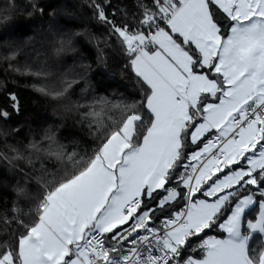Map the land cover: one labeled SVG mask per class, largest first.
Returning a JSON list of instances; mask_svg holds the SVG:
<instances>
[{
	"label": "snow or ice",
	"instance_id": "obj_1",
	"mask_svg": "<svg viewBox=\"0 0 264 264\" xmlns=\"http://www.w3.org/2000/svg\"><path fill=\"white\" fill-rule=\"evenodd\" d=\"M107 2L91 7L118 38L139 99L76 104L91 152L68 151L49 130L27 156L0 153L26 178L13 190L29 204L0 210V264H264V0H140L133 23L110 19ZM13 10L8 0L0 22ZM18 55L3 57L9 68ZM25 68L57 101L84 78Z\"/></svg>",
	"mask_w": 264,
	"mask_h": 264
},
{
	"label": "trees",
	"instance_id": "obj_2",
	"mask_svg": "<svg viewBox=\"0 0 264 264\" xmlns=\"http://www.w3.org/2000/svg\"><path fill=\"white\" fill-rule=\"evenodd\" d=\"M139 2L109 0L104 6L109 18L115 22L133 23V16H139ZM7 3L8 0H0V7H6ZM13 3L11 19L0 22V110L10 114L8 118L0 119V153L11 158L14 153L10 146H14L27 156L33 153L30 142L40 141L49 130L55 132L58 142L68 151L75 148L81 154L91 152L95 144L87 123L82 122L80 113L83 109H77L76 104L87 106L99 97L139 99L140 86L134 73L125 68L126 58L119 50L118 38L110 36L109 26L95 17L92 0H13ZM29 12L32 15H28ZM68 36L72 37L71 46L58 52L61 40ZM12 50L19 52L13 62L14 68L21 69L19 72L9 68L8 61L3 59ZM25 66L33 70L45 67L57 79L64 74L71 79L78 73L84 78L74 86L70 98L57 101L34 89L33 85L38 81L26 74ZM10 94L17 96L19 111L13 110ZM115 115L118 118L119 113ZM33 158L35 160L36 154ZM14 163L28 170L27 160ZM56 167L54 160L47 161L49 172L55 171ZM36 168H39L38 160ZM18 183L24 185L26 178L0 159V210H10L14 202L28 210V202L18 199L13 190ZM27 183L30 195L35 197L36 185ZM183 206L181 201L174 209ZM256 214L257 208H254L248 218ZM208 235L224 237L218 228L209 230Z\"/></svg>",
	"mask_w": 264,
	"mask_h": 264
},
{
	"label": "crops",
	"instance_id": "obj_3",
	"mask_svg": "<svg viewBox=\"0 0 264 264\" xmlns=\"http://www.w3.org/2000/svg\"><path fill=\"white\" fill-rule=\"evenodd\" d=\"M199 198H204L202 196H200L199 194H197ZM257 213H258V208H257ZM257 215V214H256ZM219 231L223 232L221 229H219ZM224 233V232H223ZM227 236L226 233H224V237H217V238H225Z\"/></svg>",
	"mask_w": 264,
	"mask_h": 264
},
{
	"label": "water",
	"instance_id": "obj_4",
	"mask_svg": "<svg viewBox=\"0 0 264 264\" xmlns=\"http://www.w3.org/2000/svg\"><path fill=\"white\" fill-rule=\"evenodd\" d=\"M10 99V98H9Z\"/></svg>",
	"mask_w": 264,
	"mask_h": 264
}]
</instances>
